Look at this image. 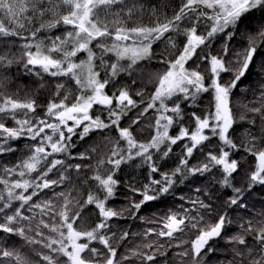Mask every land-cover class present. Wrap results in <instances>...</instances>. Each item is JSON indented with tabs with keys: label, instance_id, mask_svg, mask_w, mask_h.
Instances as JSON below:
<instances>
[{
	"label": "snow or ice",
	"instance_id": "snow-or-ice-1",
	"mask_svg": "<svg viewBox=\"0 0 264 264\" xmlns=\"http://www.w3.org/2000/svg\"><path fill=\"white\" fill-rule=\"evenodd\" d=\"M257 190L264 0H0V264H264Z\"/></svg>",
	"mask_w": 264,
	"mask_h": 264
},
{
	"label": "trees",
	"instance_id": "trees-1",
	"mask_svg": "<svg viewBox=\"0 0 264 264\" xmlns=\"http://www.w3.org/2000/svg\"><path fill=\"white\" fill-rule=\"evenodd\" d=\"M156 3H162L163 0H154ZM161 47H163L161 45ZM157 52L160 51V49L156 50ZM153 70H158L160 65L158 64L157 60H154L152 62ZM23 83L27 84L28 82L25 80ZM204 103H207L206 97L204 98ZM91 143V141H89ZM124 198L121 196L117 199L115 206L119 207L120 204L123 202ZM249 209L248 211L251 212L253 215L257 214L260 212L262 209H264V194H262L259 190L255 191L252 193V195L249 197ZM163 206H161L162 208ZM158 209L152 208V209H145L144 215H151L153 211H157ZM171 256V253L169 254ZM213 264H215V261H213Z\"/></svg>",
	"mask_w": 264,
	"mask_h": 264
}]
</instances>
